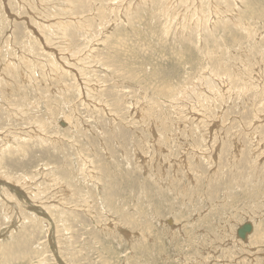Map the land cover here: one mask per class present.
<instances>
[{
    "label": "rangeland",
    "instance_id": "1",
    "mask_svg": "<svg viewBox=\"0 0 264 264\" xmlns=\"http://www.w3.org/2000/svg\"><path fill=\"white\" fill-rule=\"evenodd\" d=\"M0 264H264V0H0Z\"/></svg>",
    "mask_w": 264,
    "mask_h": 264
},
{
    "label": "water",
    "instance_id": "2",
    "mask_svg": "<svg viewBox=\"0 0 264 264\" xmlns=\"http://www.w3.org/2000/svg\"><path fill=\"white\" fill-rule=\"evenodd\" d=\"M252 231V225L248 222L244 223L243 225H240L238 227V235L240 237L245 238L246 235Z\"/></svg>",
    "mask_w": 264,
    "mask_h": 264
},
{
    "label": "bare ground",
    "instance_id": "3",
    "mask_svg": "<svg viewBox=\"0 0 264 264\" xmlns=\"http://www.w3.org/2000/svg\"><path fill=\"white\" fill-rule=\"evenodd\" d=\"M248 223H250L251 225H252V222H248ZM252 229H253V226H252ZM250 233V232H249ZM248 233V234H249ZM248 234L246 235V237L248 236ZM237 235H238V229H237ZM239 236V235H238ZM240 237V236H239ZM246 237L245 238H243V237H240L241 239H243V240H246Z\"/></svg>",
    "mask_w": 264,
    "mask_h": 264
}]
</instances>
